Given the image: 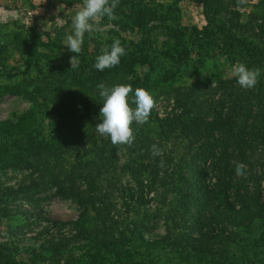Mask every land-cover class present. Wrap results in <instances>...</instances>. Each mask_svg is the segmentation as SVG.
I'll return each mask as SVG.
<instances>
[{"label":"rangeland","instance_id":"1","mask_svg":"<svg viewBox=\"0 0 264 264\" xmlns=\"http://www.w3.org/2000/svg\"><path fill=\"white\" fill-rule=\"evenodd\" d=\"M81 3L0 0V87L21 89L18 94L0 92V119L14 122L32 109L30 137L36 145L56 143L58 139L74 142L77 153L62 155L69 167L75 158L78 160L74 163H88L94 158L88 135L106 140L95 127L102 106L98 83L131 84L133 90L143 87L153 95L155 107L148 122L133 129L135 140L131 146L111 143L113 160L98 177L101 184L104 178L110 180L107 197L114 206L113 217L124 230L126 244L117 233L101 238L102 247L90 239L70 241L58 254L59 262L72 256L76 264H86L103 255L107 259L102 264H264V218L245 226L234 225L235 236L227 245H219L222 254L227 251L224 258L218 253L206 256L189 249L179 251L170 240L142 244L136 239V229H128L132 228L131 222H141L138 230L147 241L164 236L167 229L171 237L176 232L171 228V218L178 201L169 183L174 165L185 154V140L177 132L163 138L153 120L154 115L163 117L176 111L174 91L194 87L201 93L198 99L215 98L214 86L218 80L234 77L232 67L237 61L261 69L258 81L264 84V30L257 27L264 18V0H238L233 6L237 24L227 22L228 15L222 13L205 18L197 0H119L115 12L120 19L102 18L100 31L86 33L76 58L78 67L71 68L70 58L77 54L65 46V39L73 31L71 20ZM250 15L261 17L254 21ZM114 39L120 40L126 54L117 66L96 70L93 65L101 47L110 46ZM5 140L11 138L0 133V142ZM145 142H158L164 149L163 156L153 157ZM214 168L207 165L203 178L208 185L214 181ZM29 172L22 166L0 169L1 189L15 190L3 197L7 214L0 216V243L7 244L13 250L12 259L19 262H28V248H37L43 238L71 233L70 227L80 212L73 199L55 195L53 185L32 186L30 179L36 177ZM246 177L244 172L242 179ZM23 185L31 186L25 194L17 189ZM259 189L264 190V181ZM31 208L60 224L27 221L20 212ZM120 245L123 252H111Z\"/></svg>","mask_w":264,"mask_h":264},{"label":"trees","instance_id":"2","mask_svg":"<svg viewBox=\"0 0 264 264\" xmlns=\"http://www.w3.org/2000/svg\"><path fill=\"white\" fill-rule=\"evenodd\" d=\"M197 1L202 5L205 18L211 19L212 13H222L228 15L227 22L237 24L238 14L233 6L238 0ZM260 17L250 15L254 21ZM260 20L262 24H257L258 30H264V18ZM0 92L18 94L21 89L6 85L0 87ZM212 93H215V98L198 99L201 93L194 87L183 91L176 89L173 95L176 111L163 117L153 116L163 138L177 132L185 140V154L174 165V176L169 183L178 201L171 218V228L176 232L171 237L167 229L164 236L147 241L138 230L141 222H131L132 228L128 229H136V239L142 244H158L161 240L168 243L170 240V245L179 251L189 249L195 254L206 256L218 253L224 258L227 251L222 254L219 245H227L235 236L233 226H245L257 218H264V190L259 189V183L264 181V84L258 81L255 87L244 89L232 77L218 80ZM33 120L32 109L20 114L14 122L0 119V133L11 138L9 142H0V169L19 166L28 168V175L34 174L36 177L30 179L32 186L44 183L53 185V193L73 199L80 212L70 227L71 233L54 239L48 236L41 240L37 248H28L31 256L28 262L13 260V250L6 247L7 244L0 243V264H76L72 256L59 262L58 254L67 249L70 241L90 239L97 243V247H102L101 238L105 240L107 235L114 233L120 236L125 245L127 239L124 230L120 229V222L113 217L114 206L107 197L110 180L104 178L103 184L98 181L114 157L110 138L102 141L88 135L94 158L88 163H74L78 160L75 158L67 167L62 155L77 153L74 142L58 139L56 143L39 142L36 145L30 137ZM140 128V125L133 126V129ZM154 143L158 144L153 142L149 145L145 142L144 146L150 148ZM237 162L243 165L246 180L237 176ZM205 163L215 166L211 185L205 183L203 178L207 172ZM246 183H250V187ZM28 187L31 186H18L17 189L25 194ZM1 188L0 216H4L7 213L3 197L11 195L15 190ZM26 195L25 198H29ZM20 213L27 221L60 224L57 219L45 216L33 208L24 209ZM113 251L114 254H120L123 252L122 245ZM105 258L101 255L96 258L98 261L88 260L86 264H102Z\"/></svg>","mask_w":264,"mask_h":264},{"label":"clouds","instance_id":"3","mask_svg":"<svg viewBox=\"0 0 264 264\" xmlns=\"http://www.w3.org/2000/svg\"><path fill=\"white\" fill-rule=\"evenodd\" d=\"M241 3L244 0H240ZM119 6V0H82L81 6L72 17V33L65 39V46L77 55L70 58L71 68L78 67L77 56L80 54L86 33L92 34L100 31V21L107 18L108 21L120 19L115 9ZM126 54L125 47L119 39H114L109 46L103 45L95 58L93 67L98 71L112 68L120 63L122 56ZM74 61H76L74 63ZM232 74L237 83L244 89L256 86L261 75V69L249 68L245 63L237 61L232 67ZM102 106L99 109L100 122L96 124V131L103 137L110 138L112 145L131 146L135 140L133 123L143 126L149 120L152 109L155 107V99L151 92L143 87L133 90L131 84L116 83L107 86L100 82L97 84ZM134 105V107H133ZM153 157H162L164 149L157 143L150 147ZM161 166L164 161L161 160ZM237 176L244 174L243 165L237 162Z\"/></svg>","mask_w":264,"mask_h":264}]
</instances>
